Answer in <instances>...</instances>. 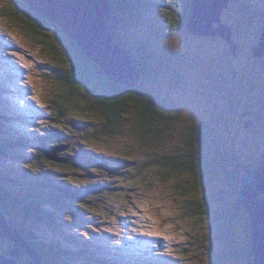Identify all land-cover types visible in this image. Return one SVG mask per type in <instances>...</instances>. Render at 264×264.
I'll list each match as a JSON object with an SVG mask.
<instances>
[{"label":"rangeland","instance_id":"obj_1","mask_svg":"<svg viewBox=\"0 0 264 264\" xmlns=\"http://www.w3.org/2000/svg\"><path fill=\"white\" fill-rule=\"evenodd\" d=\"M252 1L259 2L258 5L251 4L250 12L242 4L245 0H231L228 10H224L223 21L226 24L231 21L230 42L221 37L201 39L185 29L156 40L151 60L156 75L144 82L140 80L138 85L142 82L146 93L160 103L167 101L169 105H176L177 120L167 132L174 134L172 137L166 135L162 140L145 145L138 120L128 119L130 112L121 120V129L116 136L100 134L80 145L78 141L83 138L78 135L94 136L97 131H102L105 119L102 115L94 116L97 109L89 110L88 101L81 100L78 104L79 94L71 92L70 87L60 86L54 79L57 77V72L53 73L56 61L39 45V37L35 36L34 30L23 23V14L15 6L19 3L0 0V101L5 103L9 113V119L5 123L0 122V128L21 136V122L34 127L35 131L23 129L24 135L30 136L42 124L50 127L52 112L49 106H55L50 100L68 94L70 100L64 104L68 109L62 125L69 127L66 131L71 136L68 140L55 141L63 146V151H57L61 154L69 151L78 157L95 150L107 158L96 166L92 174L96 175L90 180H101L104 185L114 187L116 181L123 179L130 182L127 187L132 188L126 190L128 198L116 193L122 197L110 199L112 206L108 211L117 218H112V214L107 216L104 209L93 208L100 222L93 228H101L106 233L100 238H97V233L93 237L95 245L91 247L76 249L68 246L71 236L81 245L88 244L89 237L94 234L92 226L78 221L77 228L71 221L75 219L71 213L64 208L56 212L58 227L65 226L67 232L65 241L58 242L57 253L68 254L70 258H60L58 264H84L82 255L88 256L94 264V256L90 255L102 247L123 255L111 264H246L243 256L246 235L242 223L238 220L229 222L224 217V220L214 222L211 210L215 209L204 211L198 201H204L216 190L228 191L230 188L222 181L228 173L236 177L240 188L243 177L264 164V55L258 56L254 51L261 44L264 33L260 26L264 23V15L256 12V9L264 8V0ZM149 16L151 19L152 14ZM137 19H130L120 28L128 31L131 38L140 35V39L143 26L136 24ZM134 32L137 36L133 35ZM2 117L0 115V119ZM198 120L205 121V134L215 138L213 145H219L223 154L230 158V163L225 169L216 171L223 176L220 180H207L198 190L184 195L182 182L190 183L193 176L176 173L168 177V170L160 162L165 156L184 153V142L179 135L187 134ZM80 122L85 124L79 126ZM27 142L33 148L37 145L34 139ZM217 145L214 149H219ZM204 153L210 154L211 151L205 150ZM2 158L0 169L21 165L18 156L15 159ZM131 158L137 160L138 165H148V169L134 170ZM31 178L35 179L34 176ZM238 185L233 182L230 187ZM193 202L197 204L191 207ZM189 210L196 214H187ZM5 214L10 221L22 226H34L36 220L34 217L29 221L19 210L10 209ZM44 229L47 230L41 237L45 240L54 242L60 239L61 234L53 233L51 228ZM226 231L232 232V236Z\"/></svg>","mask_w":264,"mask_h":264},{"label":"trees","instance_id":"obj_2","mask_svg":"<svg viewBox=\"0 0 264 264\" xmlns=\"http://www.w3.org/2000/svg\"><path fill=\"white\" fill-rule=\"evenodd\" d=\"M16 2L19 3V6L15 4ZM110 2L113 7V18L109 27L113 38L135 61L141 72L142 82L155 77L156 72L151 66V60H153L156 40L164 35L176 34L185 29L192 14L193 0H110ZM258 2L245 0L242 4L250 12L252 6L258 5ZM13 3L23 14L22 21L25 26L32 31L34 30L35 36L39 37V45L48 51L56 61V68H54L53 73L57 72L55 73L57 77L54 79L60 86L70 87L71 92L79 94V98L76 99L78 104L81 103V100L88 101L89 110L97 109V111L93 110L94 116L96 114L102 115L105 119L102 131H97L94 136L78 135L84 139L78 141L80 145L92 138L96 139L100 134L116 136L115 134L121 129V120L123 121L126 114L130 112L131 115L128 116V119L132 117V119L138 120V127L142 131L141 138L145 145L154 140H162L166 135L171 137L174 135L167 134V132L177 120L176 105H169L167 101L162 103L157 101L154 96L146 93L144 87L141 86L142 82L136 88H127L111 81L104 75L100 66L89 60L80 46L70 40L61 28L39 17L24 0H12ZM256 12L264 15V8L262 10L256 9ZM148 14H152L151 19ZM142 15L143 17L139 18ZM130 19H137L136 24L140 23L143 26L141 28L143 35L140 39H138L140 35L137 38H131L128 31L120 28L126 25ZM223 23L232 29L231 21L228 24L224 21ZM260 26L264 32V23ZM134 34L137 36V33L134 32ZM52 37L55 40L54 38L51 40ZM201 39H206V37ZM51 41L53 42L51 43ZM64 97L50 100L55 105L49 106L52 112V116L49 117L50 127H45L42 124V127L30 136H25L23 129L35 131L34 127L24 125L21 122H19L20 128H22L21 133H19L21 136L15 135V133L10 134L0 128V157L15 159L18 156V161L21 162L18 167L6 166L5 170L0 169V208L3 209L4 213L10 212V209L19 210L29 221L36 217L34 226L32 224L22 226L17 222L13 223L8 220L27 239L30 246L39 255L42 264H58L60 258L70 259L68 254L57 253L58 242L63 243L67 234L64 229L65 226L63 228L58 227L56 212L60 208H64L75 217L71 221L76 223L77 228L79 226L78 221H83L92 226L94 234L89 237L88 244H79L78 239L73 236L67 241L70 247L87 248V246L95 245L93 237H96L97 233L99 234L97 238L103 237L106 233L101 228H93L100 224L95 217L96 213L94 214L92 211L93 208L104 209L106 215L109 216L112 214L109 212L110 201L112 202L114 197H122L121 195L116 196V193L124 194V199H126L128 198L126 190H132L131 187H127L130 182L123 179L116 181L117 185L114 187L104 185L101 180H90L96 175V173L92 175L96 166L101 165L106 160L107 157L103 154L95 150L94 152L89 150L86 156L79 154L78 157L69 151L62 152L64 154L59 153V151H63V146L60 147L59 142L56 144L55 141L68 140L71 136L67 132L69 127L62 125L64 123L63 118L66 117L65 111L68 109L64 104L70 100V95L67 94ZM7 109L5 103L0 101V115L3 116L0 122L5 123L9 119L7 118L9 114ZM203 122L198 120L188 129L187 134L179 135L184 142L183 154L165 156L162 162L158 161L161 166H165L168 170V177L176 173L179 175L190 173L193 176L190 183L182 182V194L184 195L198 190L207 180L210 182L220 180L223 176L216 171L225 169L230 163V158L228 159L223 154L219 145H213L215 138L209 136L208 133L205 134L206 123ZM82 124L81 122L78 123L79 126ZM32 139L37 141L35 148L27 142ZM216 145L220 150L214 149ZM64 146L69 147L68 145ZM58 149L59 151H57ZM205 150L211 151V153L206 154L204 153ZM122 158H126V156ZM89 160H93L92 163H89ZM132 160L130 162L134 170L144 169L146 171L149 167L146 164L138 165L137 160ZM135 167L138 168L135 169ZM99 172L102 173L103 171ZM31 176H34L35 179H32ZM236 180L232 173H228V176L224 177L222 181H225V185H228L230 189L228 191L216 190L208 194L204 201H198V203L201 202L205 208L204 211L215 209V211L211 210V220L214 222H219L225 218L229 222L238 220L242 223L246 235V237L244 236L246 252L243 255L245 263L254 264L250 217L243 210L241 191ZM233 182H236L238 186L231 189L230 186ZM190 204L192 207L195 203ZM190 204L188 203V206ZM187 214L194 216L196 213L189 210ZM112 218L117 217L112 214ZM45 227L51 228L53 233L61 234L60 239H55L53 242L41 237V234L47 230L44 229ZM226 232L232 236V232ZM52 243L56 244L53 245ZM0 247L1 251L7 255L13 250V244L2 239H0ZM90 256H94V264H111V261L122 258L123 255L102 247L93 250ZM82 257L85 260L84 264H91L88 256L82 255ZM71 259L75 262L74 258ZM28 261L30 258L25 254L19 260V264H26ZM141 261L144 259L142 258Z\"/></svg>","mask_w":264,"mask_h":264},{"label":"water","instance_id":"obj_3","mask_svg":"<svg viewBox=\"0 0 264 264\" xmlns=\"http://www.w3.org/2000/svg\"><path fill=\"white\" fill-rule=\"evenodd\" d=\"M39 17L63 30L77 43L85 56L99 65L111 81L136 88L141 72L132 57L115 41L109 23L113 18L110 0H24ZM231 0H193L192 14L185 29L198 37H221L230 42L232 29L223 23L224 10ZM264 33L261 44L254 48L264 55ZM243 210L251 219V241L254 264H264V164L243 177L240 187ZM0 239L13 244L9 255L1 251L0 264H19L25 254L26 264H42L27 239L9 222L0 208Z\"/></svg>","mask_w":264,"mask_h":264},{"label":"snow or ice","instance_id":"obj_4","mask_svg":"<svg viewBox=\"0 0 264 264\" xmlns=\"http://www.w3.org/2000/svg\"><path fill=\"white\" fill-rule=\"evenodd\" d=\"M64 66L66 67L67 65L65 64Z\"/></svg>","mask_w":264,"mask_h":264},{"label":"clouds","instance_id":"obj_5","mask_svg":"<svg viewBox=\"0 0 264 264\" xmlns=\"http://www.w3.org/2000/svg\"><path fill=\"white\" fill-rule=\"evenodd\" d=\"M224 15V14H223ZM223 17V16H222ZM186 30V29H185Z\"/></svg>","mask_w":264,"mask_h":264}]
</instances>
